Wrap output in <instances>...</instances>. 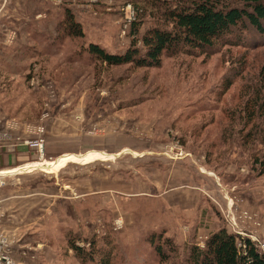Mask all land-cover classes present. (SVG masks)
<instances>
[{"label": "rangeland", "instance_id": "374dc122", "mask_svg": "<svg viewBox=\"0 0 264 264\" xmlns=\"http://www.w3.org/2000/svg\"><path fill=\"white\" fill-rule=\"evenodd\" d=\"M128 3L137 28L127 26ZM67 9L82 36L65 27ZM159 13L149 0H0V130L15 123L13 141L36 161L121 153L92 166L69 162L75 177H52L84 192L85 178L97 175L88 220L52 187L33 210L5 205L18 264H102L101 255L109 264H195L194 247L206 249L223 228L264 250V109L247 124L254 92L264 96V34L233 29L211 50L173 52L159 67L109 66L88 53L90 43L144 50ZM24 135L41 138L43 152ZM36 172L29 183L50 178ZM71 240L88 251L94 243L95 261L70 252Z\"/></svg>", "mask_w": 264, "mask_h": 264}, {"label": "trees", "instance_id": "16d2710c", "mask_svg": "<svg viewBox=\"0 0 264 264\" xmlns=\"http://www.w3.org/2000/svg\"><path fill=\"white\" fill-rule=\"evenodd\" d=\"M161 11L162 24L151 27L143 36V48L132 44L124 53H110L97 43H90L88 53L109 66L137 65L159 67L164 56L187 49L209 51L233 29L244 30L254 26L264 34V0H149ZM65 27L74 35H83L82 24L74 13L65 10ZM133 25L136 27V22ZM136 31V29H134ZM143 51V52H142ZM229 82V81H228ZM253 104L248 106V120L258 114L259 105L264 109L261 90L253 94ZM71 248L83 261H95L97 250L81 247L70 241ZM195 264H264V250L250 238H245L226 229L214 232L207 240L206 249L194 247ZM110 257L101 255V263L109 264Z\"/></svg>", "mask_w": 264, "mask_h": 264}, {"label": "crops", "instance_id": "0c3cea01", "mask_svg": "<svg viewBox=\"0 0 264 264\" xmlns=\"http://www.w3.org/2000/svg\"><path fill=\"white\" fill-rule=\"evenodd\" d=\"M51 130L53 131L54 134H58L59 133V136L65 134V132L63 130H60V129L55 128V127H53ZM4 131H6V130H4ZM4 131L0 130V174L3 173V172H6L8 170H12V169H14V171H13V173L10 176H12L14 174H21L19 176V178H18V182L16 181L15 183H12L10 180L13 179V178L8 176L7 177V184L8 185L6 184L7 188L4 189L6 192L5 193H0V198H2V200H3L4 215H5V217H4V227L6 225H10L9 224V219L7 218V215H6L8 210H7V207L5 205L12 206V208L14 209V212H19V211H22V210H25V211L33 210L35 205H37V206H41L42 205V204H37L35 201L37 199L43 197L42 195L48 193V192L43 193V191H42V189L46 188V187L56 188V193H57V189H58L59 192H61V189H62V193L63 194H64V192H68L69 194L61 195L60 198L64 197V198H61L63 200L68 199L71 202V205H73V210H77L78 212H81V213H84V214H86L85 212L89 211V214H86V219L89 218L90 212L92 210V207H90V206L92 204H94V202L92 201V199L90 197L96 195L94 193V190H97V184L95 182V179L97 178V175L90 173L85 178V179L89 180V181H85V183H87V185L85 187H88L91 190H87V191L83 192V191H79L80 185L75 184V183L71 184L66 179H65L64 182H62L61 187H60L59 182L55 181V182L52 183V177H54L55 179L56 178H60V179L63 178L64 179L65 178L64 174L69 175V177H75V176H71V175H76L78 169L73 171V169L71 167H69L70 164H68V163L72 162V163L78 164L79 162H82V161H77V160L69 161L64 167L59 168L57 171H46L44 169H33L31 171L30 170H25V171L19 172L18 171L19 169H23L26 166H32V165H35V164H38V163H41V162H45L43 160H45L46 157H43L41 160L38 159L36 161V160H34L32 158H29L26 154H25V156H23L22 153H24V152L27 153L31 149H29L25 145L16 144L12 139L11 140H5L3 138V132ZM27 137H28V135H24L23 136V138L25 140H27L26 139ZM50 138H51V136L48 135V139H50ZM3 141H9L12 144V146H10L11 148L6 146V145H3V143H2ZM49 148H50V146H49ZM91 150H99V149H91ZM99 151H102V150H99ZM104 152L112 153V154H105V153H102V152H92V153L87 154V155H81L80 157H82V156H84V157H95L97 155L109 156L108 158H105L104 156L100 157V158H95L93 161H89V162H86V163L81 164V165L91 164L89 166H92V164L95 161L115 160L116 158L121 156L120 152H107V151H104ZM79 153H81V152H79ZM71 157H79V156L78 155H66V156L60 157L58 160H55V161L54 160H50L49 162H58V161L64 160L66 158H71ZM46 161H48V160H46ZM36 171H41V172H44V173H48L50 175V178L49 179L45 178V180L42 183H38V184L29 183L28 182V178L31 177L34 174V172L37 173ZM41 174L45 177V174H43V173H41ZM22 178H23V180H22ZM115 179H116V177H115ZM76 190H77V192H76ZM16 191H19L20 193H16ZM16 194H18V195L20 194L19 195L20 198H23V200L27 201V203L24 206L22 204L18 203V197H17ZM88 198H89V200H87ZM75 206H76V208H75ZM75 213L76 212H74V214H72L74 216V218L76 216H78V215H81V214H75ZM78 221H81V220L77 219V222ZM6 230L9 233L13 234L14 236L16 235L15 230H11L8 227L6 228ZM10 236H12V235H10ZM13 238L15 240H17V238H15V237H13ZM50 244H52V242H50V241H49V243L46 242L47 247H50ZM67 244H68V248H69L70 252H72L73 249L69 246L68 241H67ZM25 245H28V243L25 244ZM39 248L41 250L44 248V244L42 242H41V246ZM52 248L55 249V247H53V246H52ZM45 254L46 253L44 252V255ZM46 263L47 262H43V264H46ZM33 264H35V263H33ZM36 264H39V263H36Z\"/></svg>", "mask_w": 264, "mask_h": 264}, {"label": "built area", "instance_id": "2783aa9c", "mask_svg": "<svg viewBox=\"0 0 264 264\" xmlns=\"http://www.w3.org/2000/svg\"><path fill=\"white\" fill-rule=\"evenodd\" d=\"M126 19L128 20L127 26L131 25L137 18L138 12L137 9L132 6L131 3L127 4L126 7ZM42 131L43 127L41 126ZM17 129V125L13 123L10 126V130H6L3 132V138L5 140H13L12 135L13 131ZM20 138V136H18ZM26 142H30L31 147H36L37 149H40L41 152L44 150V142L41 138H38L36 140L30 141L29 139L26 140ZM12 170H8V172H3L0 174V189L4 188L7 184V177L10 176L13 173ZM4 207H3V200L0 198V264H18L12 257V246L15 242V239L10 236L7 231L4 228Z\"/></svg>", "mask_w": 264, "mask_h": 264}, {"label": "bare ground", "instance_id": "6f19581e", "mask_svg": "<svg viewBox=\"0 0 264 264\" xmlns=\"http://www.w3.org/2000/svg\"><path fill=\"white\" fill-rule=\"evenodd\" d=\"M95 156V155H94ZM104 155H97L95 157H71V158H66L64 160L58 161V162H41L32 166H26L23 169H19V172L25 171V170H33V169H44L46 171H57L59 168L64 167L69 161L72 160H77V161H84V162H89L93 161L95 158H100L103 157ZM105 158H108L109 156H104ZM8 172V171H7Z\"/></svg>", "mask_w": 264, "mask_h": 264}]
</instances>
